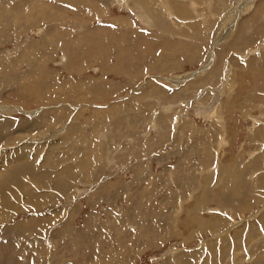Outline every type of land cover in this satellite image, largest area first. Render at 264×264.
<instances>
[{"label":"rangeland","instance_id":"rangeland-1","mask_svg":"<svg viewBox=\"0 0 264 264\" xmlns=\"http://www.w3.org/2000/svg\"><path fill=\"white\" fill-rule=\"evenodd\" d=\"M0 264H264V0H0Z\"/></svg>","mask_w":264,"mask_h":264},{"label":"bare ground","instance_id":"bare-ground-1","mask_svg":"<svg viewBox=\"0 0 264 264\" xmlns=\"http://www.w3.org/2000/svg\"><path fill=\"white\" fill-rule=\"evenodd\" d=\"M66 60V59H65ZM185 81H187V80H185ZM107 86V85H106ZM22 88V87H21ZM203 102V101H202ZM201 105V104H200ZM201 106H203V104L201 105Z\"/></svg>","mask_w":264,"mask_h":264}]
</instances>
